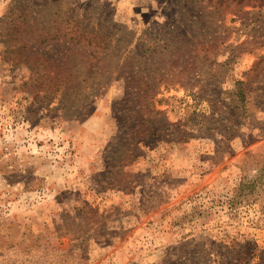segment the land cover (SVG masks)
I'll list each match as a JSON object with an SVG mask.
<instances>
[{"label": "rangeland", "instance_id": "rangeland-1", "mask_svg": "<svg viewBox=\"0 0 264 264\" xmlns=\"http://www.w3.org/2000/svg\"><path fill=\"white\" fill-rule=\"evenodd\" d=\"M263 162L264 0H0V264H264Z\"/></svg>", "mask_w": 264, "mask_h": 264}, {"label": "trees", "instance_id": "trees-1", "mask_svg": "<svg viewBox=\"0 0 264 264\" xmlns=\"http://www.w3.org/2000/svg\"><path fill=\"white\" fill-rule=\"evenodd\" d=\"M102 81H103V79H102ZM102 81L100 80V82H102ZM241 83H242V81H240V80L237 81L239 88H237L235 90V94L243 102L246 98V93L244 92V89L241 87ZM155 112H161V110L157 109V110H155ZM259 170L264 172V162L260 166ZM244 184H245V181L243 180L241 182V187L239 189L240 191L243 189ZM204 257L205 256H204L203 250L199 249V247L197 245L196 247L192 248V250L187 251V254L182 253L180 255L181 262L178 264H204L202 261L204 259ZM191 260H196V261L191 262Z\"/></svg>", "mask_w": 264, "mask_h": 264}]
</instances>
